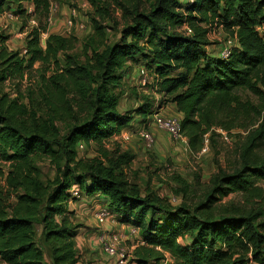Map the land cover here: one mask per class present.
Masks as SVG:
<instances>
[{"label":"trees","instance_id":"1","mask_svg":"<svg viewBox=\"0 0 264 264\" xmlns=\"http://www.w3.org/2000/svg\"><path fill=\"white\" fill-rule=\"evenodd\" d=\"M92 5V33L80 56L73 36L49 34L42 47L49 0H0V16L17 11L38 22L28 32L23 55L5 47L8 36L0 24V261L46 264L37 234L51 264H78L80 226L71 222L68 209L70 190L78 187L83 196L101 197L117 222L137 230L136 264H264V207L256 200L264 194L258 185L264 184V121L248 130L255 125L252 117L264 112V0ZM106 19L121 22L116 42L106 40ZM217 29L235 39L227 58L206 52L209 34ZM35 63L54 66L40 72L36 90L13 98L4 92L6 81L21 83ZM133 66L153 73L161 98L181 115V133L193 151L217 129L245 131L230 172L219 167L205 187L198 175L195 184L172 176L177 205L152 189L142 191L136 177L130 178V151L105 146L130 125L132 115L152 122L149 103L118 111L122 75ZM242 91L259 105L242 101ZM91 144L95 155L78 157L79 146L85 152ZM42 162L54 170L52 179H41ZM196 186L204 189L201 196ZM229 195H241L250 207L220 204Z\"/></svg>","mask_w":264,"mask_h":264},{"label":"rangeland","instance_id":"2","mask_svg":"<svg viewBox=\"0 0 264 264\" xmlns=\"http://www.w3.org/2000/svg\"><path fill=\"white\" fill-rule=\"evenodd\" d=\"M52 8L50 14V21H47V33L40 36V41L42 47L45 46L47 37L49 34L59 35L62 37L73 36L77 39V45L74 53L76 55H81V52L86 42V38L92 33V27L90 24V13L94 12V5L92 3L100 5L101 0H49ZM146 2L152 0H144ZM24 10L29 8V5L24 3ZM4 12L3 18H0V24L6 36H8L7 41L4 43L8 51L18 52L22 55L24 54L25 44L27 41V35L31 28L38 25L31 24L25 19L26 15H19L16 11L14 16L12 12ZM72 12H75V20L78 24H83L84 29H72L68 30L66 27V20L72 17ZM118 19L120 18V13L116 11L115 15ZM114 16V17H115ZM1 17V16H0ZM11 17V18H9ZM26 21V22H25ZM103 24L107 26L105 29V37L108 43H113L119 40L121 22L117 21V25L112 24L109 19L103 20ZM263 35V34H262ZM227 37L220 30H213L209 34L210 45L206 48V52L211 56H219L220 49L223 47ZM52 63H47L40 65L35 63L33 67L26 72V76L21 83L16 81H6L4 84V92L9 94L10 97H15L17 93L20 96H25L28 90H36L39 83L38 78L40 72L44 69L49 70L54 68ZM129 64H127L128 67ZM134 67V66H133ZM140 68L134 67L132 70L126 69L123 73L122 85L118 89V94L120 96L118 111L120 113H130L135 109L139 108L141 105L149 103L152 106V110L162 117H175L179 118L175 114V109L173 106L168 105L166 101L161 98L157 90V81L153 73L149 72V81L144 85L139 84V79H137L136 71ZM242 101L249 102L250 104L256 106L259 105L258 99L247 91H242L239 94ZM28 104L27 101H25ZM153 112V113H154ZM180 119V118H179ZM178 119V120H179ZM252 122L255 125L248 128H257L261 121H264V112L261 118L252 117ZM130 125L123 129L119 135H116L109 139L105 146L108 149L119 148L121 151H130L134 155V160L132 161L128 174L130 178L136 177L135 180L140 186L141 190L144 191L146 188L152 189L160 197L167 198L172 202L173 205H177L180 202V198L174 196L172 190L176 189L178 185L171 181L173 175H179L182 179L190 184L196 183L195 176H199V183L202 187H205L210 180V178L217 172L218 168L224 169L228 172L231 171L234 166L235 160L237 158L236 147L238 141L245 131L242 129H235L231 133L227 134L219 129L215 130L216 134L212 140L209 139L210 136L206 135L203 139L202 148L193 151L186 142L176 141L171 139L163 131H159L151 121H142L135 115H132V119L129 123ZM147 129L151 132L153 136V146L151 149H146L144 147V142L139 138L138 132L141 129ZM95 155V147L91 144L87 147L86 151L79 150L78 157H91ZM41 179L46 181L54 177V170L49 166L47 162H42L38 165ZM262 190L264 191V184L258 183ZM196 186L197 189L196 196H201L203 188ZM71 195L72 192L70 191ZM80 197V196H79ZM73 200H77L72 197L69 201L68 207L73 203ZM97 201V199H94ZM92 200V201H94ZM257 206L263 205L264 207V194L262 198H258ZM235 203V205H247L241 197V195H229L220 204ZM88 208L92 207L93 202L86 203ZM85 204V205H86ZM253 204H251L252 206ZM104 208V206L99 202L97 209H90V213L79 215L72 212L71 222L74 225H79L83 228L87 222V219H93L99 209ZM94 210V211H93ZM95 222L96 217H95ZM112 225L119 224L123 225V229L120 226H115L114 231L109 233L110 235H118L121 243L120 247L123 248L127 254L128 261L126 264H136L133 261L131 247L136 246L137 240L135 239L136 234H131L130 230L127 228L126 224L118 223L117 220L109 222ZM97 225H99L97 223ZM93 230H97L96 228ZM116 230V231H115ZM98 234V233H97ZM35 241L42 249L45 255L46 264H51L50 255L47 251L46 246L41 242V238L36 234ZM87 242V241H86ZM88 243V242H87ZM89 244V243H88ZM98 239L96 245L88 249V254L81 256L80 252L82 245L80 246L75 238V251L78 257V264H113V260L102 254L99 251ZM134 262V263H133ZM1 264V263H0ZM3 264V263H2Z\"/></svg>","mask_w":264,"mask_h":264},{"label":"built area","instance_id":"3","mask_svg":"<svg viewBox=\"0 0 264 264\" xmlns=\"http://www.w3.org/2000/svg\"><path fill=\"white\" fill-rule=\"evenodd\" d=\"M50 13L52 11L51 5H50ZM75 12H72V17H69V19L66 20V27L68 30L72 29H84L83 24H78L74 18ZM50 15V14H49ZM11 18V17H9ZM48 21H50V16L48 18ZM31 24L35 25L34 21L30 22ZM235 45V39H226L223 47L220 49L219 56L221 58H227L229 55L230 50ZM138 78H139V84L144 86L149 81V72H147L144 68L138 69ZM152 124L159 130L163 131L166 134L173 137L175 140H179L181 142H186V139L182 136L181 133V123L180 120H178L175 117H162L158 115L157 113L152 114ZM139 138L144 142V147L146 149H151L153 146V136L150 131H148L146 128L141 129L138 132ZM83 147L79 146V149L81 150ZM73 196H77V192H72ZM96 221L99 225H104L105 223L112 222L116 220V217L109 212L105 207L98 210V212L95 215ZM131 234L137 235V230L129 227ZM98 245H100V249L102 254L109 257V259L113 260L115 264H126L128 261V257L130 256L127 254V252L120 247L121 240L118 235H110L105 234L98 238ZM140 243V241H139ZM141 244V243H140Z\"/></svg>","mask_w":264,"mask_h":264},{"label":"crops","instance_id":"4","mask_svg":"<svg viewBox=\"0 0 264 264\" xmlns=\"http://www.w3.org/2000/svg\"><path fill=\"white\" fill-rule=\"evenodd\" d=\"M0 18L2 19L3 15ZM133 68H130V70H132ZM167 104L173 106V108L175 109L174 104H171V103H167ZM175 114L181 119V115L176 111V109H175ZM167 136H169V135L167 134ZM78 189H79L78 187H72L71 188V190H70L71 192H73V191L77 192V196H73V195H71V196L78 199V201L73 200V203H71L70 207H68L69 211L73 210L76 215L79 214V215L83 216L84 214H88V213H90L91 208H93L95 210V209H97L99 202H104V200H102L101 197L99 199L96 196H91V197L83 196ZM94 199H97V201H95ZM92 200H94V201H92ZM90 202L91 203L93 202V204H92V207L88 208L87 207L88 204H86V203H90ZM85 223L86 224H84L85 226L83 228H81V227L79 228L78 235L76 237L78 244L80 246L82 245V247L80 248V249H82L80 252L81 256H85L88 254L87 253L88 249L90 250V247H93L94 245H96L97 239L100 236L113 232L115 226H120L121 229H123V227H124L123 225H119V224L112 225L109 222L105 223L104 225H97V223L95 222V217H94V221H93V219L88 218L87 222H85ZM93 228L94 229L96 228L97 230L94 231ZM127 228L129 229V226H127ZM135 239L137 240V242H136V246H137L139 243V238L137 235H135ZM136 246L131 247L130 251H133ZM99 251L101 252L100 248H99ZM0 263L2 264L1 261H0Z\"/></svg>","mask_w":264,"mask_h":264}]
</instances>
